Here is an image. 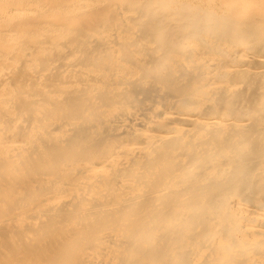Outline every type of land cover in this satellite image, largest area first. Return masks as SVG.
I'll list each match as a JSON object with an SVG mask.
<instances>
[{
    "label": "bare ground",
    "instance_id": "obj_1",
    "mask_svg": "<svg viewBox=\"0 0 264 264\" xmlns=\"http://www.w3.org/2000/svg\"><path fill=\"white\" fill-rule=\"evenodd\" d=\"M0 264H264V0H0Z\"/></svg>",
    "mask_w": 264,
    "mask_h": 264
},
{
    "label": "rangeland",
    "instance_id": "obj_2",
    "mask_svg": "<svg viewBox=\"0 0 264 264\" xmlns=\"http://www.w3.org/2000/svg\"><path fill=\"white\" fill-rule=\"evenodd\" d=\"M260 140H261V138H260Z\"/></svg>",
    "mask_w": 264,
    "mask_h": 264
}]
</instances>
